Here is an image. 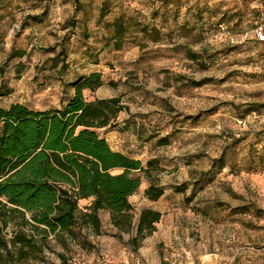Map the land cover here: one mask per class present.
Masks as SVG:
<instances>
[{"label":"rangeland","instance_id":"1","mask_svg":"<svg viewBox=\"0 0 264 264\" xmlns=\"http://www.w3.org/2000/svg\"><path fill=\"white\" fill-rule=\"evenodd\" d=\"M120 16L132 24L117 46ZM263 19L264 0H0L1 104L60 107L70 82L100 72L85 98L120 96L127 109L99 134L143 165L155 158L165 188L150 200L138 173L130 230L101 210L99 228L83 223L22 264H264V42L253 33ZM223 151L225 167L196 186ZM143 208L161 218L134 240Z\"/></svg>","mask_w":264,"mask_h":264},{"label":"trees","instance_id":"2","mask_svg":"<svg viewBox=\"0 0 264 264\" xmlns=\"http://www.w3.org/2000/svg\"><path fill=\"white\" fill-rule=\"evenodd\" d=\"M131 24L121 16L113 21L115 45H121ZM138 25L148 31L147 24ZM153 32L160 31L153 28ZM202 54L193 52L191 58L199 61ZM16 56L13 52L10 57ZM4 73L5 65L0 64V76ZM103 84L100 72L81 76L69 83L74 92L60 107L46 110L21 102L8 106L0 102V264L39 260L52 249L53 241L65 247L81 224L100 227L101 210L109 212L114 226L130 230L134 215L129 198L141 185L138 173L149 181L145 195L150 200L164 194L159 182L162 168L155 158L143 165L140 159L112 149L99 134V129L112 127L119 113L127 109L120 96L85 98V90L95 92ZM6 94L0 88V99ZM159 142L166 144L167 138H159ZM224 158V151L213 158L195 185L224 168ZM87 198H92L89 210L82 211L79 201ZM160 218V211L143 208L133 239L152 233Z\"/></svg>","mask_w":264,"mask_h":264},{"label":"built area","instance_id":"3","mask_svg":"<svg viewBox=\"0 0 264 264\" xmlns=\"http://www.w3.org/2000/svg\"><path fill=\"white\" fill-rule=\"evenodd\" d=\"M254 37L259 41H264V21L260 22L255 29L253 30ZM231 40L234 42V38L232 37Z\"/></svg>","mask_w":264,"mask_h":264}]
</instances>
